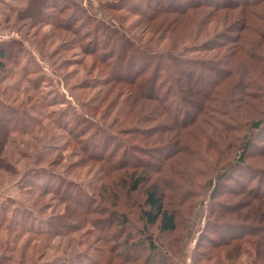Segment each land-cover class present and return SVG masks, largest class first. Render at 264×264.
Instances as JSON below:
<instances>
[{
    "label": "rangeland",
    "instance_id": "374dc122",
    "mask_svg": "<svg viewBox=\"0 0 264 264\" xmlns=\"http://www.w3.org/2000/svg\"><path fill=\"white\" fill-rule=\"evenodd\" d=\"M31 3L0 0V264H253V250L227 260L230 248L212 246L264 194V123L253 126L264 121V76L249 86L248 75L228 70L222 82L205 68L204 92L179 107L175 92L165 100L162 62L225 67L238 44L264 65V3L204 7L168 27L144 17V0ZM244 17L251 44L228 32ZM246 93L259 99L243 111ZM132 173L145 184L129 195ZM152 183L173 232L142 216Z\"/></svg>",
    "mask_w": 264,
    "mask_h": 264
},
{
    "label": "trees",
    "instance_id": "16d2710c",
    "mask_svg": "<svg viewBox=\"0 0 264 264\" xmlns=\"http://www.w3.org/2000/svg\"><path fill=\"white\" fill-rule=\"evenodd\" d=\"M30 2L34 3V0H30ZM145 2V11H143L144 17L148 21H157L161 22L162 27H168L170 24H175L174 26H178L177 21L180 17H186L190 12L200 9V8H212L216 11H231L237 10L239 8L248 7L249 5H256L260 3H264V0H144ZM31 3V4H32ZM245 15V13L243 12ZM174 16L173 21H171V17ZM169 21V22H168ZM234 26L229 29L228 32L239 30L240 33L243 32V36L239 34L237 37L238 40L243 42H248L251 44V39L248 37V32H252V26L250 21H248L245 17L244 20L238 21L234 24ZM162 27L160 29H162ZM255 33L260 34V42H264V27L263 30ZM231 42H237V38L228 37ZM254 42V41H253ZM255 43V42H254ZM5 44H0V67L3 66V60L7 58L8 49ZM223 46V45H222ZM219 48V47H218ZM234 53L232 54V59H227L225 62L220 63L225 67H218L215 65H210L208 61H181L180 65H177L173 69V65L171 63L165 64L162 62V68L165 70L166 76V84L168 83V93H165V100L170 102H177L178 106L181 107L182 101H186L188 103L194 104L189 96L193 94H201L204 92L200 91V86L208 80L209 74L206 72H215L217 73V77L220 81L224 82L229 74L228 70H232L233 74L240 75L241 78H246L249 81L250 85H255L256 83L250 81V76L255 74H261L260 76H264V65L262 62H258L256 59H259L256 55H252L245 48L239 46L238 44L234 47ZM126 49V47H125ZM133 55H136L132 51ZM236 58V59H235ZM241 59L240 64L243 65V61L248 60L249 66H247V73L243 75L241 73V69H239L238 60ZM174 66L176 63H173ZM158 65V64H157ZM168 66V67H167ZM235 69L233 70V68ZM149 68V64H146L141 71H138L136 75L145 76L147 74V69ZM166 68V69H165ZM207 68V70L205 69ZM220 70V72H219ZM246 70V68H245ZM160 71V64L156 68V76ZM254 74V75H255ZM116 76V77H115ZM123 77L121 75H114L113 80H121ZM246 80V79H245ZM155 82L148 83V86L151 89L155 88ZM209 82V81H208ZM215 84V83H214ZM167 88V89H168ZM155 90V89H154ZM175 92L177 95V101H171L172 93ZM234 91H230L232 94ZM151 99H157V97H150ZM250 98V99H247ZM175 99V98H174ZM259 99L256 95H252L250 93H246L241 95L239 101V107L244 111V106H252L250 100ZM181 105V106H180ZM181 113V112H180ZM174 116V115H173ZM180 116V115H179ZM178 119V118H177ZM176 120V119H175ZM264 123L263 120L256 121L253 126L255 128H260ZM3 142H0V150ZM0 160V166H1ZM134 168V167H133ZM136 170L138 169L135 166ZM145 184V179L141 176H135L133 173L131 175V183L129 187L128 194L131 195ZM159 183H152L145 190V206L142 216L146 220L148 225H159V230L161 232H173L177 229V220L175 214L165 207V191L162 189ZM169 189L171 188L168 187ZM249 194L252 193V189L249 190ZM253 202L248 213L238 214L239 219L243 218V221L248 223H239L236 225L229 224L228 227H225L226 238L221 239L220 242L214 243L212 246V251L219 249V247L230 248L229 251L226 252L227 260H235L238 259L241 253H250V250H253L255 253V262L253 264H264V194L260 192V189L257 190L252 197ZM251 204V203H250ZM250 204L244 205L249 206ZM225 212L223 214H236L232 209L227 207L224 208ZM242 220V219H240ZM149 241V247L152 251H157V247L154 244V239L152 235H147ZM127 244V242H124ZM218 259V256H213V259ZM133 261L126 259L124 264L132 263ZM165 264V261L162 262Z\"/></svg>",
    "mask_w": 264,
    "mask_h": 264
},
{
    "label": "crops",
    "instance_id": "0c3cea01",
    "mask_svg": "<svg viewBox=\"0 0 264 264\" xmlns=\"http://www.w3.org/2000/svg\"><path fill=\"white\" fill-rule=\"evenodd\" d=\"M19 1V0H18ZM21 2V1H20Z\"/></svg>",
    "mask_w": 264,
    "mask_h": 264
}]
</instances>
